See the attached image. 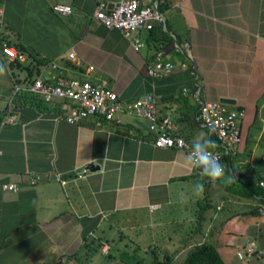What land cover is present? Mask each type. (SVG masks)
<instances>
[{"label":"crops","instance_id":"1","mask_svg":"<svg viewBox=\"0 0 264 264\" xmlns=\"http://www.w3.org/2000/svg\"><path fill=\"white\" fill-rule=\"evenodd\" d=\"M119 1L0 0L3 41L26 53L20 62L0 51V264H179L203 243L225 264H264V0H162L164 23L139 30L138 49L93 17ZM160 50L173 70L152 78L144 65ZM36 76L102 84L122 102L151 93L158 117L190 145L213 140L200 102L233 99L241 141L223 158L236 180L214 183L187 166L184 150L155 146L142 116L69 123L57 119L58 101L13 93ZM248 240L254 254L238 258Z\"/></svg>","mask_w":264,"mask_h":264},{"label":"built area","instance_id":"2","mask_svg":"<svg viewBox=\"0 0 264 264\" xmlns=\"http://www.w3.org/2000/svg\"><path fill=\"white\" fill-rule=\"evenodd\" d=\"M162 0H120L112 8L108 9L104 3L98 4L93 12L94 19L98 20L107 28H115L125 37L129 44L138 49L143 45L137 33L141 29L150 30L155 23H164V15L159 8ZM53 10L68 14L71 7L67 4L57 3ZM3 10L0 8V51L9 60L25 61L26 53L19 51L12 45L3 41ZM173 49L183 53V48H189L185 42L183 46L173 44ZM67 57L75 59V52L72 50ZM186 66L185 63L182 64ZM90 69H92L90 67ZM145 72L152 78L169 74L173 70V63L164 57V51L160 50L145 63ZM30 91L39 95L42 100L52 103L59 102L60 114L57 119L75 123L93 115H99L107 121L120 123L117 117L119 112H125L142 116L149 120V131L154 134V145L158 147H171L182 149L186 153L191 150L192 145L180 136L176 135L175 125L169 116L158 117L156 97L146 93L142 97L129 102H122L118 99L116 92L102 84L93 83L88 80H77L66 77H57L55 81L49 82L41 76H36L25 85H14L13 93L18 91ZM198 119L203 127L213 136L216 147L211 149L220 157V163L225 166L224 156H230L241 141L240 121L243 110L231 109L226 103L219 100H204L198 106ZM6 122H12L13 116H5ZM62 183L65 180L58 176ZM36 178H31L34 183ZM257 184L264 190V180H258ZM11 189L14 184L4 185ZM264 214V211H261ZM109 245L103 244V251L106 252ZM255 243L248 240L236 251L238 258H247L254 254Z\"/></svg>","mask_w":264,"mask_h":264},{"label":"clouds","instance_id":"3","mask_svg":"<svg viewBox=\"0 0 264 264\" xmlns=\"http://www.w3.org/2000/svg\"><path fill=\"white\" fill-rule=\"evenodd\" d=\"M4 72V66L0 65V74ZM216 146L215 141L211 139L194 142L191 150L186 154V164L189 168L202 170L201 173L214 183L219 181L230 184L236 180V177L225 175V166L220 163L219 155L211 151Z\"/></svg>","mask_w":264,"mask_h":264},{"label":"trees","instance_id":"4","mask_svg":"<svg viewBox=\"0 0 264 264\" xmlns=\"http://www.w3.org/2000/svg\"><path fill=\"white\" fill-rule=\"evenodd\" d=\"M156 264H172V262L171 259L167 257L164 258L163 260L157 261ZM179 264H225V263L223 262L220 254L218 253L217 249L213 244L203 243L201 245L195 246Z\"/></svg>","mask_w":264,"mask_h":264},{"label":"water","instance_id":"5","mask_svg":"<svg viewBox=\"0 0 264 264\" xmlns=\"http://www.w3.org/2000/svg\"><path fill=\"white\" fill-rule=\"evenodd\" d=\"M28 50L29 51H32V49L30 48V47H28ZM220 101L221 102H223V103H228V104H232V103H234V100L233 99H230V98H220ZM99 168V166L98 165H94V166H91L90 167V170H97ZM196 170H198V171H202V170H200V169H196ZM202 180L200 179H197V180H195V183H200Z\"/></svg>","mask_w":264,"mask_h":264},{"label":"rangeland","instance_id":"6","mask_svg":"<svg viewBox=\"0 0 264 264\" xmlns=\"http://www.w3.org/2000/svg\"><path fill=\"white\" fill-rule=\"evenodd\" d=\"M260 150V149H259ZM181 260L180 259H178V261L177 262H180Z\"/></svg>","mask_w":264,"mask_h":264}]
</instances>
